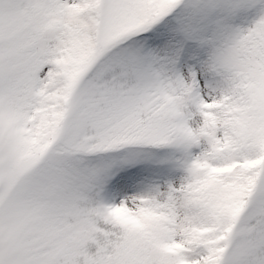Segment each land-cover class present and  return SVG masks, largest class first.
Wrapping results in <instances>:
<instances>
[{
    "label": "snow or ice",
    "instance_id": "6c2138e0",
    "mask_svg": "<svg viewBox=\"0 0 264 264\" xmlns=\"http://www.w3.org/2000/svg\"><path fill=\"white\" fill-rule=\"evenodd\" d=\"M0 264H264V0H0Z\"/></svg>",
    "mask_w": 264,
    "mask_h": 264
}]
</instances>
